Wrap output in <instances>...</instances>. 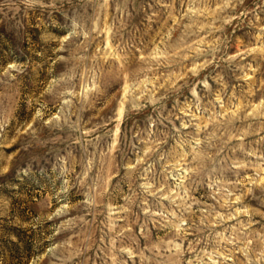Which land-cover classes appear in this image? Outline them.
<instances>
[{
  "label": "rangeland",
  "instance_id": "1",
  "mask_svg": "<svg viewBox=\"0 0 264 264\" xmlns=\"http://www.w3.org/2000/svg\"><path fill=\"white\" fill-rule=\"evenodd\" d=\"M0 264H264V0H0Z\"/></svg>",
  "mask_w": 264,
  "mask_h": 264
}]
</instances>
